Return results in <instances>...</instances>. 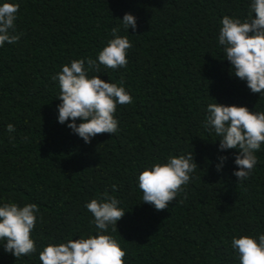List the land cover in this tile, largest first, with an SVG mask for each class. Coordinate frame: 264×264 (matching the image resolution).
<instances>
[{"label": "trees", "instance_id": "trees-1", "mask_svg": "<svg viewBox=\"0 0 264 264\" xmlns=\"http://www.w3.org/2000/svg\"><path fill=\"white\" fill-rule=\"evenodd\" d=\"M17 45L0 49V199L37 203L38 243L88 232L86 200L108 191L128 211L117 236L127 264H235L227 243L236 232L264 231V152L252 176L233 175L232 152H218L202 127L211 97L264 110V98L232 78L215 42L218 20L243 15L247 0H20ZM137 17L123 80L134 103L118 107L120 132L89 144L57 122L51 76L73 58L95 56L116 18ZM13 123L15 133L6 125ZM10 136L14 139H10ZM192 150L200 169L164 210L141 203L136 175L146 163ZM219 155L229 159L222 172ZM115 185L117 191L112 192ZM0 264H40L0 248Z\"/></svg>", "mask_w": 264, "mask_h": 264}, {"label": "clouds", "instance_id": "clouds-1", "mask_svg": "<svg viewBox=\"0 0 264 264\" xmlns=\"http://www.w3.org/2000/svg\"><path fill=\"white\" fill-rule=\"evenodd\" d=\"M20 7V0H0V49L21 41L23 32L17 28ZM115 21L109 38L94 57L70 59L51 76L58 89L55 99L60 101L56 106L57 122L66 124L86 144L98 134H119L118 107L134 103L123 80L101 78L108 69H126L134 48L129 29H138L137 17L127 12ZM215 42L221 59L229 63L230 76L244 82L251 94H259V100L264 98V0H247L243 15L223 14ZM257 104L249 108L220 103L211 97L203 109L202 127L216 137L218 152L235 150L233 175L239 183L252 176L261 162L258 153L264 152V110ZM6 130L15 133L16 126L8 123ZM228 159V155L217 157L218 173ZM198 169L192 150L146 163L136 175L141 203L159 211L177 197L186 198ZM116 191L113 185L112 192ZM83 207L90 213L93 229L38 243L36 230L44 221L40 206L0 199V248L15 260L36 257L40 264H127L128 249L117 236L118 222L128 212L122 200L105 191L86 200ZM227 243L235 264H264V231L236 232Z\"/></svg>", "mask_w": 264, "mask_h": 264}]
</instances>
